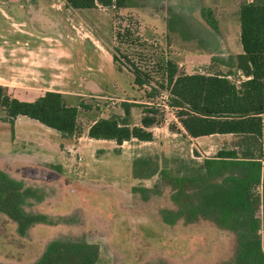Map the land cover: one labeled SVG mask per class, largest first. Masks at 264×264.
<instances>
[{
	"label": "rangeland",
	"instance_id": "obj_1",
	"mask_svg": "<svg viewBox=\"0 0 264 264\" xmlns=\"http://www.w3.org/2000/svg\"><path fill=\"white\" fill-rule=\"evenodd\" d=\"M34 1L0 0V42L3 43L0 46L26 40L23 33L18 31L22 28H14L12 19L5 13L13 20L26 21L27 12L18 7L21 5L31 9L29 3ZM40 1L61 13V22L66 27L73 26V91L66 95V101L69 105H79L83 101L92 107L83 110L80 115L82 129L97 118L124 115V101H136L139 104L151 101L147 99V89L134 88L133 75L126 70L120 71L112 61V51L117 45L115 32L120 24L138 28L149 43L158 47V51L148 50L146 53H167L175 62L181 63L178 65L182 72L189 75H230L231 81L238 85L245 79L236 68V58L240 55L237 49L242 47L238 36L239 9L242 3L251 0H135L134 7L120 10L103 6L72 10L66 0ZM14 5H18V9ZM207 12H212L216 20L222 23L223 41L219 38V31L207 23L204 16ZM121 19L126 20L122 23ZM29 28L31 31L35 29L33 24ZM47 30L50 29L47 27ZM47 30L41 36L54 39L55 34H48ZM41 38L38 44L34 43L31 47V53L65 55L70 51L68 42ZM8 93L12 97L21 94L18 90ZM167 99L168 94L164 93L154 102L160 114L166 111L165 119L160 116L161 124L154 130L156 142L149 146L133 142L126 147L147 151V155L152 153V158L159 162L160 171L170 174H159L147 182L133 181L128 186L110 188L114 182H126L129 175L119 166L108 170L105 166H97V170L92 173V181L102 185L93 187L98 191L95 192L98 199L92 192L76 198L87 199L93 204L97 200L104 203L101 200L110 199L109 204L99 208L101 215L85 213L81 208L73 210V205L65 203V198L72 190V180H57L53 173L57 169H44L46 177L42 179L35 172L29 173L32 179L39 178L36 183L27 177L29 186L40 189L42 194H37V197L47 198L46 201L50 202H28L29 198L25 197L26 211L40 213L38 207L45 205L49 213L52 209L58 212L45 214L47 216L42 217V223L30 228L27 242H30L31 250L27 264H45L42 263L43 255L53 242L83 243V240L100 245L101 258L98 264H242L248 260L253 264H264V207L259 212L224 216L223 208H209L204 201L207 189L213 185L225 190L234 187L231 178L236 176L235 167L224 165L217 171L219 176H207L201 171L198 173L206 159L216 156L221 149L236 147L238 139L229 135H215L194 140L183 134L173 135L169 127L180 129L181 126L167 107ZM141 114V108L133 110L135 122H139ZM5 115L0 110V117ZM1 126L0 121V133L10 132V128ZM64 142L60 134L51 139V143L56 146ZM62 150L65 151L64 145ZM105 153L99 150L91 158L84 155L83 164L95 162ZM173 158L176 159L175 163L172 162ZM109 160V165L117 164ZM49 161L59 163L61 157L54 153ZM262 164L264 166V158ZM238 167L251 172L248 166ZM177 173L180 178H176ZM67 175H70L69 172ZM38 185L43 187L39 188ZM139 186L147 187L150 191H133L134 187ZM32 188L25 190L32 192ZM249 188L247 196L252 198L251 201L257 204L259 198L264 204V181L258 186L249 185ZM70 201H74L73 198ZM255 208L252 205L251 209ZM59 211L62 213L60 216ZM5 217V214L0 213V238L13 242L9 230L12 224L7 220L9 217ZM255 220L260 221L263 256L249 253V258L245 244L254 241ZM50 223L60 226L48 228ZM38 225L44 226L39 228ZM6 261L2 264H17L16 260Z\"/></svg>",
	"mask_w": 264,
	"mask_h": 264
},
{
	"label": "trees",
	"instance_id": "obj_2",
	"mask_svg": "<svg viewBox=\"0 0 264 264\" xmlns=\"http://www.w3.org/2000/svg\"><path fill=\"white\" fill-rule=\"evenodd\" d=\"M74 9L87 10L99 6L116 10L132 8L135 0H66ZM207 23L218 30V20L212 12L204 14ZM241 44L243 53L236 58V68L245 77L238 85L230 75H189L167 53H146L158 51L141 35L138 28L120 24L115 32L117 45L113 48V63L120 71L133 75L139 89H147L150 103L124 101V117L113 115L98 119L89 130V137L96 140H111L123 145L137 139L151 141L152 127L161 124L166 111L160 114L155 100L168 94L167 107L178 123L191 138L231 135L238 139L236 147L221 149L216 156L206 159L198 169L207 176H219L225 166H234V187L225 190L211 186L204 201L207 207L223 208L222 215L259 212L264 207L257 198V204L247 196L249 185L258 186L264 181V0L244 2L239 9ZM126 19H121L122 23ZM142 109L140 126L130 122L132 109ZM92 109L83 101L77 106L67 103L58 92H46L35 102H23L13 98L8 90L0 88V110L7 114L5 121L12 126L18 116H27L59 132L64 138L73 137L79 130L78 120L83 110ZM205 110L206 113L201 111ZM162 119V120H163ZM174 132L180 131L170 126ZM238 165L248 166L251 172L241 170ZM151 159L137 162V176L153 175ZM238 172L240 176L238 175ZM178 180V179H177ZM30 191L23 184L0 170V213L5 214L17 225V232L27 236L30 228L42 223L45 215L29 213L25 209V197ZM255 205V209H251ZM264 213V211H263ZM260 221L255 220L254 241L245 244V252L263 256L259 233ZM52 224V223H50ZM254 245V247H253ZM100 247L85 242H53L43 255L45 264H97ZM251 260L242 264H253Z\"/></svg>",
	"mask_w": 264,
	"mask_h": 264
},
{
	"label": "crops",
	"instance_id": "obj_3",
	"mask_svg": "<svg viewBox=\"0 0 264 264\" xmlns=\"http://www.w3.org/2000/svg\"><path fill=\"white\" fill-rule=\"evenodd\" d=\"M29 5L31 6V9H26L21 5V8L18 7V5L13 6L14 8L18 7L20 10L27 12L28 17L26 21L19 22L17 20H13V17H10L7 13H5L7 17L12 19L14 28H22L21 30H17L23 33V35L26 37V40L22 42L17 41L16 44H4L0 46V88H4L10 92L14 90L20 91L21 94L14 95L13 98H17L23 102L29 103L35 102L40 97L44 96L46 92L50 91L62 93L66 98V95L70 91H73L74 56L73 29L71 28L72 25H68V27H66V25L61 22V13L53 11V9H51L46 2L35 0L33 3H29ZM47 14H50V16L47 17ZM32 24L34 25L35 29L32 28L33 30L31 31L29 27H32ZM47 27L50 30H47ZM45 30L49 32L48 34L54 33L55 38H44V36H41L46 34ZM218 31L219 35L221 36H219V38L223 41L225 38L222 37V23H219V21ZM238 36L241 42V26L240 29L238 28ZM40 37H42V40H56L59 43L62 40L63 43H70L69 53H64L65 55H61V53H31V47L34 46V43H39ZM241 48L239 47V49H237V53H243V47ZM176 63L179 64V62L177 61ZM90 86L93 87L92 85ZM132 86H134V88L137 87L134 84V79ZM127 101L137 103L136 101ZM71 106L77 105L72 104ZM135 108L139 107H134L132 109V117L130 119V122L133 126H140L142 114L139 122H135L133 118V110ZM124 115L120 114L118 116L123 118ZM6 117L7 114L3 118L0 117V121L2 122L1 127L10 128L9 133H7V131L0 133V170L5 172L12 179L21 182L24 188H32L31 186H29L27 179V177H29V179H32V177L29 176L30 174L35 172V174L38 175L40 179H42L41 177H46V173L43 171L44 169H57V172H53L57 180H61V182H67L66 180L68 179L72 180V183L70 185L72 187V190L71 193L65 198V203L73 205V210H79L78 208H81L85 213L95 212L101 215L102 213L99 208L111 202L110 199L104 198L103 200H101L104 201V203H100L97 200V203L93 204L91 202H88L87 199L76 198L81 194L92 192L96 199H98L99 196H97V194L95 193L98 191H96L93 187L102 185L96 184L92 181V173L97 170V166H105L107 167V170L109 168L115 169V166H119V168H122L123 171L125 173L127 172V174L129 175V179L126 182H114V184L110 186V188L114 186H128L133 181H137L139 183L147 182L152 180L159 174H163L165 176L170 174L166 172V175L164 174V172L160 171L159 162L157 161V159L152 158V153H149V155H147V151H140L136 149L133 150L126 147L133 142H139L140 144L148 146L156 142V135L154 133V130L157 126L150 129V131L153 133L151 141L144 142L137 139H132L131 141L125 142L123 145H118L115 141L96 140L89 137V130L91 126L100 118L92 120L82 129L80 123L81 118L79 117L78 132L75 133L73 137L64 138L59 132L27 116H18L15 119L13 126L9 122L5 121ZM169 131L173 135L183 134L186 138H191L186 134L182 127H180V131L177 132L172 131L169 127ZM57 134H60L65 142L56 146L51 143V139ZM191 139L196 140L199 138ZM108 144H112L113 146ZM63 145L65 146V151L62 150ZM99 150H104L106 152L105 156L100 157V159L95 162H90L86 165L83 164L84 155H88L91 158L94 157L92 156L93 153H98ZM109 150L111 151L109 152ZM54 153H57L58 156L61 157V161L59 163L49 161V159H51V155H53ZM130 154H133V156H130ZM110 156L111 161L109 160ZM145 158L151 159L155 172L151 176H137V162ZM105 159L109 160L110 163L116 161L117 164L109 165V163ZM175 160L176 159L173 158L172 162L175 163ZM67 168H69L70 171H68ZM128 170L131 171L128 172ZM25 171H27V173ZM68 172L70 174V177L67 175ZM179 175L180 174L177 173L176 178H180L181 176ZM38 177H33L36 183L39 182ZM38 186L39 188L43 187L41 185ZM32 189L33 191L30 192V194L32 195L27 196L29 198L28 202L32 201L39 203L46 201L47 198L37 197V194H42L40 189L34 186ZM133 191L142 193L149 192L150 189H148L147 187L139 186L134 187ZM72 198L74 201H70ZM46 202L48 203L50 201ZM44 206L38 207L40 213L36 214L45 215L51 213L53 214V212H58L56 211V209H52V212L49 213V210L45 209ZM94 208L96 210H94ZM60 212L61 211H59V216L62 214ZM7 220L10 222V224H12L10 225L9 230L11 231V238L13 242H7L0 238V264L7 262L6 260H16L17 264H27L29 263V261L27 260L30 259L29 251L31 250L29 247L30 242H27V240L29 241V238L27 237L28 235L21 236L17 232V225L9 218H7ZM42 226L38 225L39 228ZM58 226L60 225L49 224V227H47L56 228ZM83 241L89 244H96L100 247V245L97 243L88 242L89 240Z\"/></svg>",
	"mask_w": 264,
	"mask_h": 264
},
{
	"label": "water",
	"instance_id": "obj_4",
	"mask_svg": "<svg viewBox=\"0 0 264 264\" xmlns=\"http://www.w3.org/2000/svg\"><path fill=\"white\" fill-rule=\"evenodd\" d=\"M201 112H202V113H206V111H205V110H202Z\"/></svg>",
	"mask_w": 264,
	"mask_h": 264
}]
</instances>
